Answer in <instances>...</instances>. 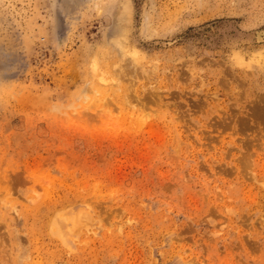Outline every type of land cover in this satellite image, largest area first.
Wrapping results in <instances>:
<instances>
[{"label":"rangeland","instance_id":"374dc122","mask_svg":"<svg viewBox=\"0 0 264 264\" xmlns=\"http://www.w3.org/2000/svg\"><path fill=\"white\" fill-rule=\"evenodd\" d=\"M100 3L0 0V264H264V0Z\"/></svg>","mask_w":264,"mask_h":264},{"label":"bare ground","instance_id":"6f19581e","mask_svg":"<svg viewBox=\"0 0 264 264\" xmlns=\"http://www.w3.org/2000/svg\"><path fill=\"white\" fill-rule=\"evenodd\" d=\"M88 1H91V0H88ZM92 1H95V2H97V3H104V0H92ZM106 1V0H105ZM116 1V0H115ZM100 3V5H102ZM114 3V2H113ZM75 4V3H74ZM105 4V3H104ZM97 6H98V4H96ZM109 5V4H108ZM109 8V7H108ZM65 10V9H64ZM56 22V21H55ZM54 23V22H53ZM121 66V65H120ZM118 67V66H117ZM119 68V67H118ZM125 68V67H124ZM128 68V67H127ZM117 69V68H116ZM125 70H126V68H125ZM120 71V70H119ZM121 76H123L122 74H125L124 75V77H126L127 75H126V73H124V72H122V70H121ZM137 74V73H136ZM121 76H119V77H121ZM127 78V77H126ZM118 83H119V81H118ZM112 86H114V85H112ZM123 88V87H122ZM132 88H130V90H131ZM108 91V90H107ZM85 92V91H84ZM111 92V91H110ZM131 92H132V90H131ZM156 92V91H155ZM100 93H101V91H100ZM98 95V94H97ZM103 95V94H102ZM128 95V94H127ZM105 96H106V94H105ZM108 96V95H107ZM104 97V96H103ZM103 97L101 96V97H99V98H102L103 99ZM110 97V96H109ZM125 97V96H124ZM127 98V97H126ZM119 100H121L120 98H119ZM110 101H112V100H110ZM122 101V100H121ZM125 101H127V103L129 102L128 101V99L127 100H125ZM91 102V101H90ZM103 102V101H102ZM105 102V101H104ZM104 102L102 103V104H104ZM120 102V101H119ZM89 103V102H88ZM130 103V105H131V102H129ZM90 104V103H89ZM106 104H107V102H106ZM109 104H111V103H109ZM130 105H129V107H130ZM141 106V105H140ZM106 107V106H105ZM128 107V108H129ZM131 107H133V106H131ZM107 108V107H106ZM109 108V107H108ZM112 108V107H111ZM125 108V107H124ZM126 108H127V106H126ZM139 108V107H138ZM135 109V108H134ZM140 109V108H139ZM170 110V109H169ZM138 111V110H137ZM143 112H144V109H143ZM131 115V114H130ZM175 118V117H174ZM106 123V122H105ZM184 123V122H183ZM261 125V124H260ZM213 129V128H212ZM148 130V129H147ZM207 130V129H206ZM185 131H186V129H185ZM212 131V130H211ZM159 134V133H158ZM161 134H163V136H165L164 135V132L163 133H161ZM160 134V135H161ZM244 137V136H243ZM160 139V138H159ZM243 139V138H242ZM71 158V157H70ZM71 162V161H70ZM68 167V166H67ZM72 167V166H71ZM34 176V175H33ZM32 177V176H31ZM27 178V177H26ZM89 181V180H88ZM65 183V182H64ZM6 186H8V185H6ZM63 186V185H62ZM2 188V187H1ZM8 190V189H7ZM9 192V191H8ZM13 192V191H12ZM52 198V197H51ZM88 206V205H87ZM89 208V207H88ZM129 208V207H128ZM67 210V209H66ZM68 211V210H67ZM39 215V214H38ZM103 215H105V214H103ZM101 216V215H100ZM60 218H61V220L62 221H57V220H55V222L53 223V231H55L57 234H59V236H64V235H67V238H69V235H72V234H75V233H77V231L79 230L80 231V229L82 228V227H84V226H86L87 224H89L90 225V223H92V224H94V221H95V219H94V217H93V212H91L90 210H88V209H86V208H84V207H81V208H77V209H74V211H73V213L72 214H70V216H66V215H60ZM97 219V218H96ZM60 220V219H59ZM100 222V221H99ZM63 225H64V228H63ZM88 225V226H89ZM99 225V224H98ZM88 226H86V227H88ZM97 226V225H96ZM86 227H84V228H86ZM90 227V226H89ZM65 229V230H64ZM88 229V228H87ZM17 231V230H16ZM86 231V230H85ZM90 231H92V230H90ZM39 233V232H38ZM66 238V237H65ZM3 240V239H2ZM69 241V240H68ZM36 242V241H35ZM211 246V245H210ZM29 256V255H28ZM27 257V256H26Z\"/></svg>","mask_w":264,"mask_h":264}]
</instances>
